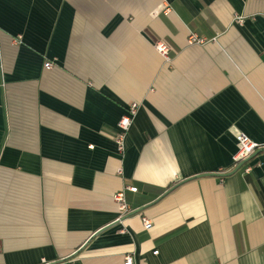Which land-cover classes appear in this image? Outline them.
Masks as SVG:
<instances>
[{
	"label": "crops",
	"instance_id": "obj_1",
	"mask_svg": "<svg viewBox=\"0 0 264 264\" xmlns=\"http://www.w3.org/2000/svg\"><path fill=\"white\" fill-rule=\"evenodd\" d=\"M239 135L264 148V0H0V264H264V152L206 175Z\"/></svg>",
	"mask_w": 264,
	"mask_h": 264
},
{
	"label": "built area",
	"instance_id": "obj_2",
	"mask_svg": "<svg viewBox=\"0 0 264 264\" xmlns=\"http://www.w3.org/2000/svg\"><path fill=\"white\" fill-rule=\"evenodd\" d=\"M166 10V9H165ZM195 38H192V41ZM197 43H201L203 42V40H199L196 39L195 40ZM158 50L166 55V48L162 45H157ZM52 67V64L50 62H46L44 64V68L46 69H50ZM137 111V105L136 104H132L129 109L127 110L126 114L121 118L120 123H119V128H120V133L119 135H116L115 137V142L117 144L118 147V151L121 154L123 151V133L127 131V129L129 128L132 118L135 116ZM236 141L237 144L239 146V150L234 158V163L238 162V161H243L245 160L247 157H249L254 151H256L258 149L257 146H255L254 144H252L248 138H246L243 135H239L236 137ZM129 191L135 193L137 191L136 188H129ZM112 200L116 203L119 214H120V218L128 215L130 212V208L129 205L124 197V193L123 192H118L116 194H114L112 196ZM142 224L145 230H150L152 225L151 222L148 221L146 218L142 217ZM133 263V259L130 256H125L124 257V264H132ZM46 264V263H43Z\"/></svg>",
	"mask_w": 264,
	"mask_h": 264
},
{
	"label": "water",
	"instance_id": "obj_3",
	"mask_svg": "<svg viewBox=\"0 0 264 264\" xmlns=\"http://www.w3.org/2000/svg\"><path fill=\"white\" fill-rule=\"evenodd\" d=\"M260 152H264V148H259V149H257L256 151H254L249 157H247L245 160H243V161L241 162L240 165L236 166V167H235L234 169H232L230 172H227V173H225V174H206V175H209V176H215V177H218V178L229 177V176L235 174V173L241 168L242 165H244L245 163H247L250 159H252L256 154H258V153H260ZM201 176H202V175H200V176H196V177H193V178H190V179L193 180V179L199 178V177H201ZM190 179H189V180H190ZM189 180H186V181H189ZM177 186H178V185H175V186H173L172 188H170L169 190H167V191L162 195V197L165 196L166 194L170 193V192H171L172 190H174ZM160 199H161V197L158 198V199H157L155 202H153L152 204H149V205L143 206V207H141V208H139V209H137V210H135V211L129 213L128 216H134V215H136V214H139V213L143 212V211H144L145 209H147L149 206H151V205L157 203Z\"/></svg>",
	"mask_w": 264,
	"mask_h": 264
},
{
	"label": "trees",
	"instance_id": "obj_4",
	"mask_svg": "<svg viewBox=\"0 0 264 264\" xmlns=\"http://www.w3.org/2000/svg\"><path fill=\"white\" fill-rule=\"evenodd\" d=\"M241 162H242V161L235 162V163L231 166V168H235L236 166L240 165ZM242 166H243V165H242ZM242 166H241V168H243ZM231 168H229V169H231ZM243 169H244V168H243ZM221 171H224V170H221Z\"/></svg>",
	"mask_w": 264,
	"mask_h": 264
}]
</instances>
